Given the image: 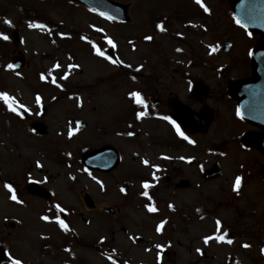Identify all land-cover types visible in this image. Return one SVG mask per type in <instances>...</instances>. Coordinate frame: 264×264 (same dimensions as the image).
Wrapping results in <instances>:
<instances>
[{"label": "rangeland", "instance_id": "374dc122", "mask_svg": "<svg viewBox=\"0 0 264 264\" xmlns=\"http://www.w3.org/2000/svg\"><path fill=\"white\" fill-rule=\"evenodd\" d=\"M117 1L128 5L130 21L106 20L67 0H0V34L9 37L0 39V92L29 109L23 117L17 116L0 101V246L8 254L0 264H9V256L26 264H111L113 259L117 264H158V244L167 249L159 264H264L260 254L264 156L257 149L241 147L240 134L231 135L225 117L235 124L240 120L225 97L214 123L216 107L222 103L218 91L250 72L248 51L262 39L235 24L232 0H202L208 13L195 6L194 0ZM33 21L45 24L49 31L29 29L27 24ZM157 22H162L164 32L156 30ZM145 35L152 40L145 41ZM87 40L107 56L112 49L115 60L122 63L97 56ZM226 43L231 49L224 53L221 46ZM16 57L23 65L7 69ZM54 64L60 67L54 69ZM68 64L78 67L68 69ZM138 66H142L139 71ZM65 71L68 77L59 79ZM41 74L46 77L43 81ZM197 80L208 88L199 100L190 96L188 88V82ZM130 91L140 92L149 104L151 99L158 100L154 107L159 111L166 106L168 112L176 99L203 113L207 125L192 137L194 146L177 141L182 136L172 124L153 120L156 109L133 103ZM36 95L41 97L40 105ZM137 111L147 114L136 120ZM77 121L84 126L80 130ZM34 122L46 131H36ZM69 127L76 129L71 138ZM237 129L249 126L243 123ZM103 145L119 148L121 161L108 173L87 171L83 150ZM214 164L220 173L205 180L199 170ZM157 170V177L153 176ZM236 176L241 177V185L233 192ZM180 178L189 181L187 187H174ZM27 179L50 188L54 193L50 201L68 206L69 211L60 214L55 203L47 210L45 201L29 195ZM144 181L151 185L148 197L140 195L145 191ZM5 183L13 187L17 198L28 196L17 204L8 198L11 194ZM122 183L129 195L126 212L122 204L113 207ZM85 193L93 200V208L84 205ZM146 204L157 211L149 213ZM111 205L116 217L103 212V207ZM42 212L48 221L40 219ZM57 216L69 225L67 231L55 222ZM114 218L119 219L115 222ZM161 221L164 224L157 233ZM218 234L233 243L211 240L204 244V236ZM168 236L172 246L164 243Z\"/></svg>", "mask_w": 264, "mask_h": 264}, {"label": "water", "instance_id": "95a60500", "mask_svg": "<svg viewBox=\"0 0 264 264\" xmlns=\"http://www.w3.org/2000/svg\"><path fill=\"white\" fill-rule=\"evenodd\" d=\"M83 3L99 12L114 16L116 19L127 21V7L124 4L112 0H72ZM231 9L234 16L241 21L249 30L258 31L264 35V0H234ZM254 74L251 78L238 82L231 87L234 95L239 97V110L242 116L258 122L264 126V45H257L251 51ZM22 63L18 62L17 66ZM38 127V126H37ZM255 143L264 151V134L257 137ZM102 149L93 151L85 157L96 156L99 153L106 154ZM110 151V150H108ZM92 167H101L108 170L111 167V159L106 156L91 161ZM215 169L206 171V176L214 175ZM1 259V256H0Z\"/></svg>", "mask_w": 264, "mask_h": 264}, {"label": "snow or ice", "instance_id": "6c2138e0", "mask_svg": "<svg viewBox=\"0 0 264 264\" xmlns=\"http://www.w3.org/2000/svg\"><path fill=\"white\" fill-rule=\"evenodd\" d=\"M194 3L196 5H198L205 13H208L209 12V8L205 6L204 3H202V0H194ZM92 11H95L94 9H92ZM100 16H103L106 20H114L115 17L114 16H111V15H107L106 13H99ZM233 20L235 21L236 24L240 25L241 27H245L244 24L241 23V21L239 19H237L236 17H233ZM3 23L5 25H10V21L8 19H4L3 20ZM27 27L29 29H39L40 31H49L46 27L45 24L43 23H37V22H29L27 24ZM89 27H93L92 25H89ZM193 27H195V25H193ZM155 28L156 30H158L159 32H164L165 31V28L162 26V22H157L155 24ZM97 32H101L102 29L100 28H96L95 29ZM50 34V32H49ZM57 35H62L61 33H57ZM177 35H180L179 33H177ZM8 36L7 35H3V34H0V39L2 40H8ZM81 40H85L86 37L84 36H81L80 37ZM143 39L145 41H150L152 40V36L150 35H145L143 37ZM104 40L112 47V48H115L116 45L113 43L112 39H110L109 37L105 36L104 37ZM87 42L91 45L92 47V50L95 52V54L97 56H101L103 57L105 60H109L110 63H113V64H116V63H122V61H119V60H115V59H110V57H108L107 55H105V53L103 51H101L100 48H98L96 46L95 43H93L91 40H87ZM129 44H132V41H129ZM176 51H181V49L177 48ZM212 51H215V49L213 48ZM60 65L59 64H54L53 65V68L56 69V68H59ZM78 67V65H75V64H68L67 65V68L68 69H73V68H76ZM124 67H130V65H127L125 64ZM140 67L142 66H138L137 67V71L140 70ZM6 68L7 69H12L13 68V65L12 64H8L6 65ZM49 75H51V71L49 72ZM69 75V72L68 71H65L64 72V75L59 77V79L63 80V79H66ZM46 77L44 74H41L40 75V80H45ZM53 83H56L55 79L52 80ZM56 87H61L60 84H56ZM128 96L129 98L132 100L133 103H135L136 105H139V106H144V100L141 96V93L138 92V91H130L128 93ZM55 99V98H54ZM77 100H78V105L79 106V98L77 97ZM0 101H3V103L5 104V106L7 107V109L11 112H14L17 116L20 115V112L17 111V108H21L23 109L24 112H29V109L24 106L23 104H17L16 100L11 97L10 95H8L7 93H3V92H0ZM35 102L37 105H40V102H41V97L39 95H36L35 97ZM147 113L145 111H137L135 113V119L136 120H140L143 116H145ZM36 115H40L39 112L36 113ZM236 115L239 117L241 115L240 113V110L237 109L236 110ZM164 120H167L170 124H172L173 128L175 129L177 135H180L183 137V139L187 140L189 144H192L194 143V141H192L191 139H189L186 135H184L183 132H181L180 128L175 124L174 121L170 120L169 117L167 116H164L163 117ZM77 123V126H79V121L76 122ZM76 129L72 128V127H69L68 130H67V135L69 138H71L74 134ZM129 136L132 135L131 132L127 133ZM141 163L142 164H145V165H148V161L147 160H144L142 159L141 160ZM37 167H41V165L39 164V162H37ZM155 179V177H153ZM97 183H100L99 181H97ZM240 185H241V177L240 176H236L235 179H234V182H233V186H232V191L233 192H237L238 189L240 188ZM142 188L145 189V191L141 192L140 195L142 196H145V197H148V192H147V189L151 186L147 181H144L142 182ZM4 188L7 189V192L10 193L11 195L8 197L10 200L12 201H15L16 203H22V201H20L18 198H17V195L13 189V187L9 184V183H5L4 184ZM121 192H124L125 189L124 188H121L120 189ZM55 207L60 211V212H64L65 210L63 208L60 207L59 204L55 205ZM173 206L170 204L169 205V208H172ZM145 208L147 209V211L149 213H153V212H156L157 209L152 206L151 204H146L145 205ZM41 220H44V221H48L49 220V217L47 215H43L40 217ZM55 222L59 225L60 229L63 230V231H67L68 230V226L65 224L64 220L60 219V217H56L55 218ZM164 224V221H161L159 224L156 225V232L159 233L161 231V227L162 225ZM215 224H216V228L217 230L219 231L220 230V226H221V221L220 220H216L215 221ZM203 242L204 244H208L209 241L211 240H215L216 242H226L227 244H232L233 241L231 239H227L225 240V235H215V236H204L203 238ZM101 240H103V237H101ZM242 247L244 248H248L249 245L248 244H243L241 245ZM157 248H160L161 246L158 244L156 245ZM65 252L69 251L67 248L64 249ZM197 253H199L201 250L199 248L196 249ZM260 254L261 255H264V247H261L260 249ZM5 255H8L7 253H5ZM157 262L159 264V261H160V254L157 253ZM9 264H22V261L19 260V259H13L11 256H9ZM111 264H117L116 260H112ZM125 264H127V262H125Z\"/></svg>", "mask_w": 264, "mask_h": 264}, {"label": "flooded vegetation", "instance_id": "af4514ba", "mask_svg": "<svg viewBox=\"0 0 264 264\" xmlns=\"http://www.w3.org/2000/svg\"><path fill=\"white\" fill-rule=\"evenodd\" d=\"M222 96H226V92L225 91H222ZM227 99L229 100V103H231V105L233 104V103H235V101L234 100H232L231 98H229V97H227ZM157 101V104L159 103V101L158 100H156ZM165 108V111H160L161 112V116H165L166 114H167V108H166V106L164 107ZM251 131H256V132H260V130L257 128V127H255V126H253V125H251V129H250Z\"/></svg>", "mask_w": 264, "mask_h": 264}]
</instances>
